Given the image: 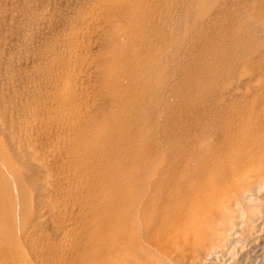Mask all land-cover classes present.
Returning a JSON list of instances; mask_svg holds the SVG:
<instances>
[{
  "label": "bare ground",
  "instance_id": "bare-ground-1",
  "mask_svg": "<svg viewBox=\"0 0 264 264\" xmlns=\"http://www.w3.org/2000/svg\"><path fill=\"white\" fill-rule=\"evenodd\" d=\"M262 197L264 0H0V264L226 261Z\"/></svg>",
  "mask_w": 264,
  "mask_h": 264
},
{
  "label": "clouds",
  "instance_id": "clouds-1",
  "mask_svg": "<svg viewBox=\"0 0 264 264\" xmlns=\"http://www.w3.org/2000/svg\"><path fill=\"white\" fill-rule=\"evenodd\" d=\"M249 237H250V233L246 229L244 232L240 234V240L242 242L236 244L230 249H227L228 257H229L228 264H240L241 257L248 249ZM249 259L250 257H247L245 259V264Z\"/></svg>",
  "mask_w": 264,
  "mask_h": 264
},
{
  "label": "rangeland",
  "instance_id": "rangeland-1",
  "mask_svg": "<svg viewBox=\"0 0 264 264\" xmlns=\"http://www.w3.org/2000/svg\"><path fill=\"white\" fill-rule=\"evenodd\" d=\"M263 199H262V205H263V212L258 216V218H259V221L256 219V223L254 222V224L253 225H255V227H257L255 230H253L254 231V233H253V231H252V233L250 234V236L251 237H257L258 235H259V233H258V231L264 226V197H262ZM260 229H259V228ZM240 234H241V232L239 231V233H237V234H235V239H233V240H231V242H228V245L227 246H223L222 247V251H223V253H226V249H230V247L232 248L233 246H234V242L236 241H240V242H242L241 240H240ZM257 234V235H256ZM256 235V236H255ZM238 239V240H237ZM239 242V243H240ZM233 245V246H232ZM224 248V249H223ZM214 257V261H213V264H226V262L228 261V259L229 258H226L225 260L226 261H223L224 260V257H222V255L220 256V257H216V256H213ZM223 259V260H222ZM217 260V261H216Z\"/></svg>",
  "mask_w": 264,
  "mask_h": 264
}]
</instances>
